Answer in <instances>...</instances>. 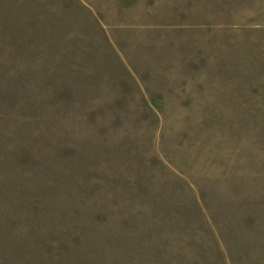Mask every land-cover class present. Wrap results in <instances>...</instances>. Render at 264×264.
<instances>
[{"label": "rangeland", "instance_id": "374dc122", "mask_svg": "<svg viewBox=\"0 0 264 264\" xmlns=\"http://www.w3.org/2000/svg\"><path fill=\"white\" fill-rule=\"evenodd\" d=\"M0 264H264V0H0Z\"/></svg>", "mask_w": 264, "mask_h": 264}]
</instances>
